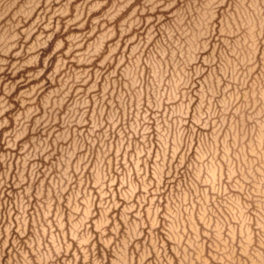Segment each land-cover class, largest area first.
<instances>
[{"label": "rangeland", "instance_id": "rangeland-1", "mask_svg": "<svg viewBox=\"0 0 264 264\" xmlns=\"http://www.w3.org/2000/svg\"><path fill=\"white\" fill-rule=\"evenodd\" d=\"M0 264H264V0H0Z\"/></svg>", "mask_w": 264, "mask_h": 264}]
</instances>
